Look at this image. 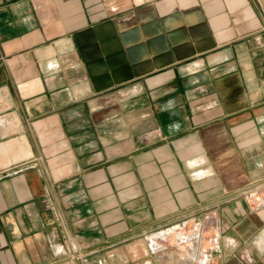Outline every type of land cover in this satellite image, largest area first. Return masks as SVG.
I'll return each instance as SVG.
<instances>
[{
    "label": "crops",
    "instance_id": "crops-1",
    "mask_svg": "<svg viewBox=\"0 0 264 264\" xmlns=\"http://www.w3.org/2000/svg\"><path fill=\"white\" fill-rule=\"evenodd\" d=\"M260 178L264 0H0V264H264Z\"/></svg>",
    "mask_w": 264,
    "mask_h": 264
},
{
    "label": "built area",
    "instance_id": "built-area-1",
    "mask_svg": "<svg viewBox=\"0 0 264 264\" xmlns=\"http://www.w3.org/2000/svg\"><path fill=\"white\" fill-rule=\"evenodd\" d=\"M237 200L244 201L253 210L264 209V178L252 180L246 185L224 194L222 197L214 201L211 205L218 206ZM206 207L208 206L199 207L183 213L180 220L176 224L172 225L168 231L167 229L164 230L165 234L168 235L174 230H178L179 228L184 227L186 225L187 218L191 216V214H194L197 211H202ZM200 225L201 221H196L194 223L193 229L199 227Z\"/></svg>",
    "mask_w": 264,
    "mask_h": 264
}]
</instances>
